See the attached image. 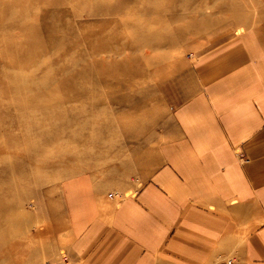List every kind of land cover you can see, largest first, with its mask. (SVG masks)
<instances>
[{
  "label": "rangeland",
  "instance_id": "1",
  "mask_svg": "<svg viewBox=\"0 0 264 264\" xmlns=\"http://www.w3.org/2000/svg\"><path fill=\"white\" fill-rule=\"evenodd\" d=\"M261 21L264 0H0V264H67L66 181L140 187L204 60Z\"/></svg>",
  "mask_w": 264,
  "mask_h": 264
},
{
  "label": "crops",
  "instance_id": "2",
  "mask_svg": "<svg viewBox=\"0 0 264 264\" xmlns=\"http://www.w3.org/2000/svg\"><path fill=\"white\" fill-rule=\"evenodd\" d=\"M204 61L140 187L63 185L67 264H264V22Z\"/></svg>",
  "mask_w": 264,
  "mask_h": 264
},
{
  "label": "bare ground",
  "instance_id": "3",
  "mask_svg": "<svg viewBox=\"0 0 264 264\" xmlns=\"http://www.w3.org/2000/svg\"><path fill=\"white\" fill-rule=\"evenodd\" d=\"M10 178L14 176V173L12 171H10ZM7 182H9V180H7ZM7 182H3L2 181V185H6ZM10 183V182H9ZM6 206V203L4 201H0V230H2V228H4V225L5 227L7 226V222H6V216L4 215V208ZM5 222V223H4ZM4 241L3 239L0 237V250L4 249Z\"/></svg>",
  "mask_w": 264,
  "mask_h": 264
},
{
  "label": "built area",
  "instance_id": "4",
  "mask_svg": "<svg viewBox=\"0 0 264 264\" xmlns=\"http://www.w3.org/2000/svg\"><path fill=\"white\" fill-rule=\"evenodd\" d=\"M112 196V194L110 195V197ZM229 264H235L234 262H232V260L229 262Z\"/></svg>",
  "mask_w": 264,
  "mask_h": 264
}]
</instances>
